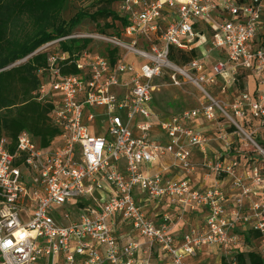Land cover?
Instances as JSON below:
<instances>
[{"label":"built area","instance_id":"built-area-1","mask_svg":"<svg viewBox=\"0 0 264 264\" xmlns=\"http://www.w3.org/2000/svg\"><path fill=\"white\" fill-rule=\"evenodd\" d=\"M119 4L128 25H116L130 43L96 37L118 51L114 64L61 49L80 36L19 61L46 56L38 101L53 105L58 134L47 147L28 133L0 138V264H152L156 245L169 264L221 249L236 264L244 241L235 231L251 224L248 208L262 216L250 231L264 244V167L238 150L245 142L264 158V0ZM170 49L195 56L179 66ZM165 75L191 82L206 102L161 118L150 104ZM216 86L221 98L208 92ZM198 208L207 211L203 229L178 237L174 219Z\"/></svg>","mask_w":264,"mask_h":264},{"label":"trees","instance_id":"trees-1","mask_svg":"<svg viewBox=\"0 0 264 264\" xmlns=\"http://www.w3.org/2000/svg\"><path fill=\"white\" fill-rule=\"evenodd\" d=\"M116 1L119 0H98L95 13L82 11L66 22L63 13L67 0H0V138L7 137L15 143L20 134L28 133L43 147L51 144L58 134L50 123L53 105L38 101L37 70L46 56L39 53L27 62L16 64L45 44L71 36L88 18L110 20L107 28L115 26L120 34L116 22L125 28L128 19L111 10L110 6ZM90 44L89 38H73L61 42L60 47L71 55H80ZM117 53L107 45L103 55L114 64ZM193 56L175 49L169 51V59L177 65L187 64ZM65 72L76 73L77 70L73 66ZM233 260L236 264H264V258L251 250L239 252Z\"/></svg>","mask_w":264,"mask_h":264},{"label":"rangeland","instance_id":"rangeland-1","mask_svg":"<svg viewBox=\"0 0 264 264\" xmlns=\"http://www.w3.org/2000/svg\"><path fill=\"white\" fill-rule=\"evenodd\" d=\"M120 0L114 2L110 8L115 13L120 12ZM98 9V0H67L63 16L66 22H69L77 13L85 11L87 13L93 14ZM110 23V20L107 22L105 20H92L90 18L85 19L83 23L78 26L73 34L69 37L80 36L79 38H89L91 39V44L88 46L87 50L92 52H99L100 54H104L106 52V43L99 41L97 36H116L121 40L130 43L129 40L122 37L121 34L114 28H107L106 24ZM116 25V24H115ZM207 38L210 39V33L207 34ZM69 42V41H68ZM143 42H140V46H143ZM109 47V46H108ZM121 56L128 61L133 60L132 55H126V52L120 50ZM202 52H199L201 55ZM202 56V55H201ZM216 57V54L212 55ZM181 66V65H179ZM180 85H176L168 76H164L163 78L156 79L153 83L155 89L152 95L151 106L154 112L160 116L161 118L171 117L172 115H178L184 111H190L194 108L199 107L202 103L206 102V99L203 95L198 91V89L186 79L179 77ZM252 84L250 85V87ZM208 92L216 97L221 98L220 87H211L208 88ZM100 121V120H99ZM101 122V121H100ZM99 122L96 120L91 126H98ZM216 149L219 146H215ZM238 150L245 151V153L249 156L254 157L257 160L256 167H264V158L263 155L257 151L252 145H246L245 142L240 145ZM220 185L223 187L225 192L230 195V181L224 180L221 178ZM244 213H248L252 216V222L249 226L242 225L238 228L235 233L240 235L244 241V246H241L238 251H254L260 254L264 258V244L262 241V237L258 236L260 234L256 233L255 230L250 231L251 227L258 221V219L262 218L260 213L251 212L250 209H245ZM264 217V215H263ZM247 240L251 242L248 245ZM240 247V246H239ZM217 254L212 258V261L205 260L203 257L199 260H189L191 264H229V258H227L226 254L221 250H215ZM235 251H232V254ZM189 262V263H190Z\"/></svg>","mask_w":264,"mask_h":264},{"label":"crops","instance_id":"crops-1","mask_svg":"<svg viewBox=\"0 0 264 264\" xmlns=\"http://www.w3.org/2000/svg\"><path fill=\"white\" fill-rule=\"evenodd\" d=\"M196 181L202 186H205L206 184L201 178L196 179ZM161 210L167 212L168 211L167 206H162ZM206 216H207V211L204 208H198L196 212L187 213L183 216V218L180 219L175 218L173 232L178 237H181V235L191 231L192 229H203V227L206 224ZM132 236L135 238L136 241L142 243L145 248L146 240L140 239L137 235L133 233ZM215 254H217L215 250H204L199 254L196 260H199L203 257L205 260L212 261V258L215 257ZM151 256H152L151 257L152 264H169L168 258L166 257L165 253L162 251L161 246L159 245H156L152 248ZM189 262L188 264H191L192 261L190 263Z\"/></svg>","mask_w":264,"mask_h":264},{"label":"water","instance_id":"water-1","mask_svg":"<svg viewBox=\"0 0 264 264\" xmlns=\"http://www.w3.org/2000/svg\"><path fill=\"white\" fill-rule=\"evenodd\" d=\"M21 62L17 63L16 65L20 64Z\"/></svg>","mask_w":264,"mask_h":264}]
</instances>
